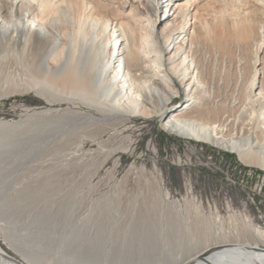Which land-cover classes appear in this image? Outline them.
Segmentation results:
<instances>
[{
  "label": "rangeland",
  "instance_id": "374dc122",
  "mask_svg": "<svg viewBox=\"0 0 264 264\" xmlns=\"http://www.w3.org/2000/svg\"><path fill=\"white\" fill-rule=\"evenodd\" d=\"M87 3L93 17L99 23H107V57L114 58L116 54L112 41L119 27L133 31L139 39V27L146 22L138 25L136 20L139 16L147 17L145 6L138 7L130 0ZM179 3L182 7L187 4L186 12L190 13L188 38L176 46L181 48L180 55L188 51L194 31V50L201 58L207 81L220 88L221 97L233 90L242 97L252 80L254 47L260 40L264 43V0ZM164 5L161 3L160 10L165 9ZM153 19L159 31L170 21L161 11ZM258 59L260 74L254 94L264 87V47ZM26 68L19 50L6 48L0 52V122L39 121L45 118L41 114L47 110L49 117L61 116L68 110L92 113L65 101L40 97L29 82ZM115 72L114 65L107 75L113 76ZM176 86L178 91L161 117L130 118L116 131L95 136L94 141L75 140L77 137L68 126L52 128L53 131L47 130L55 132L50 147L24 161L16 158L17 152L13 149V153L8 142L4 148L0 141V148H4L3 153L0 150V251L10 262L29 264L21 254L28 251L42 256V264H74L75 258L68 250L89 245L99 230L108 236L114 234L137 210L150 213L157 228L162 229L170 214L178 220L176 227L181 226L184 231L191 228L200 233L203 242L215 234L227 238L245 222L247 225L248 220L252 228L264 231V171L241 164L232 153L170 135L162 129L166 119L187 103L188 88ZM165 194L168 208H151L152 201ZM61 199L64 204L60 212L65 219L45 221V217L59 211ZM44 224L52 228L46 231V239ZM70 236L81 240L69 242ZM100 263L119 264L122 258L104 256Z\"/></svg>",
  "mask_w": 264,
  "mask_h": 264
},
{
  "label": "bare ground",
  "instance_id": "6f19581e",
  "mask_svg": "<svg viewBox=\"0 0 264 264\" xmlns=\"http://www.w3.org/2000/svg\"><path fill=\"white\" fill-rule=\"evenodd\" d=\"M87 1L0 0V52L8 48L22 53L29 82L40 97L65 101L92 112L68 110L61 116L49 117L47 110L41 114L45 118L39 121L0 122L4 148L9 144L17 152L16 158L24 161L50 147L55 132L47 130L53 131L52 128L69 127V132L77 137L75 140L94 141L95 136L116 131L130 118L161 117L178 91L177 84L188 88L187 103L166 119L162 129L170 135L232 153L241 164L264 171V87L258 94L253 93L260 74L258 55L263 50V40L254 47L252 80L243 96L233 90L221 97L220 88L204 75L201 58L194 50V31L187 52L180 55L181 48L176 47L188 38L187 4L182 7L180 0H130L131 4L147 8V17L139 16L136 20L138 25L146 24L139 27V39L133 31L119 27L112 41L116 54L111 58L106 56L110 43L107 23H99L93 17ZM163 2L165 9L160 10ZM159 11L164 18H170L162 31L153 25V17ZM59 26L64 30L60 31ZM114 65L115 74L107 75ZM152 202L151 208L169 205L167 194ZM63 204L61 199L55 216L44 220L65 219L60 212ZM142 211L131 213L114 234L108 236L99 230L89 245L68 250L75 258L74 264H101L104 256L122 258L119 264H264V231L252 228L248 219L247 225L242 220L243 227L227 238L215 234L203 242L200 233L176 227L178 220L172 215L167 216L162 229L157 228L150 213ZM43 227L46 239V231L52 228L46 224ZM97 235L100 237L95 239ZM80 240L68 238L69 242ZM110 243L113 245L108 247ZM21 254L29 264L43 263L42 256L36 253ZM0 264L15 263L0 251Z\"/></svg>",
  "mask_w": 264,
  "mask_h": 264
}]
</instances>
